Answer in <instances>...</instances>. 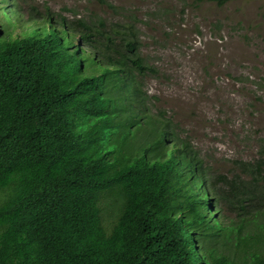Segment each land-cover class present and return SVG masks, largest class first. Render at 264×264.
I'll return each mask as SVG.
<instances>
[{
    "label": "trees",
    "instance_id": "obj_1",
    "mask_svg": "<svg viewBox=\"0 0 264 264\" xmlns=\"http://www.w3.org/2000/svg\"><path fill=\"white\" fill-rule=\"evenodd\" d=\"M46 11L81 44L0 31V264H264V149L210 179L152 110L137 19Z\"/></svg>",
    "mask_w": 264,
    "mask_h": 264
},
{
    "label": "rangeland",
    "instance_id": "obj_2",
    "mask_svg": "<svg viewBox=\"0 0 264 264\" xmlns=\"http://www.w3.org/2000/svg\"><path fill=\"white\" fill-rule=\"evenodd\" d=\"M14 1L25 29L47 8L69 19L95 15L108 24L137 19L141 53L157 70L143 81L152 110H165L176 132L191 140L210 179L232 177L236 161L261 155L264 0H226L221 7L207 0ZM223 210L229 223L233 215Z\"/></svg>",
    "mask_w": 264,
    "mask_h": 264
},
{
    "label": "clouds",
    "instance_id": "obj_3",
    "mask_svg": "<svg viewBox=\"0 0 264 264\" xmlns=\"http://www.w3.org/2000/svg\"><path fill=\"white\" fill-rule=\"evenodd\" d=\"M0 13H2L1 16L4 15V17L6 19V22H4V25L0 24V31L6 30L9 32H12L13 36L15 37L13 39L22 38L21 34L24 32H30V33L35 32V31L40 32L44 29L48 30V31L53 30L55 32L59 31L60 33H63V32H65V33H71L72 32L71 34H73V32L78 33L77 31H75L73 29L70 30L71 32L67 31L63 26H65L66 28H69V27L64 25V23L62 26L61 22L57 19V17H55V16L51 17L50 15H45L41 18L32 19L29 23V26L25 29L24 24L19 19V15H18L16 7L12 6L9 3L5 7H3L1 2H0ZM7 23H9L10 25H9V27L6 28ZM17 31H19V33L16 35L15 33ZM73 36L74 37H73L72 41L74 43V46L80 45L81 44V42L79 41L80 37L78 35H75V34H73ZM67 40H71V39L67 36ZM79 66H80L81 70L83 68L84 69L86 68V67H83V65L81 63H79ZM89 67H90V64H89ZM91 73L92 72H90V71H84L83 76L88 77ZM215 203L216 202L214 201L213 204H215ZM207 211L213 212L214 209H212V210L208 209ZM117 215L115 216V220H116ZM215 216L218 217V214L216 213ZM234 220L237 221L238 219L235 218ZM225 221H226V217H225ZM234 224H235V222L233 221V219H231L229 223L224 222L222 225L227 226V228H229V227L233 226Z\"/></svg>",
    "mask_w": 264,
    "mask_h": 264
}]
</instances>
